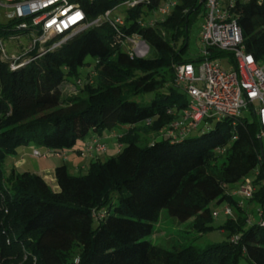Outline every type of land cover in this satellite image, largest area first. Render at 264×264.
Listing matches in <instances>:
<instances>
[{
    "label": "trees",
    "instance_id": "1",
    "mask_svg": "<svg viewBox=\"0 0 264 264\" xmlns=\"http://www.w3.org/2000/svg\"><path fill=\"white\" fill-rule=\"evenodd\" d=\"M123 1L77 0L88 20ZM199 10L197 0H179L165 19L142 27L146 14L137 7L127 11L119 33L107 23L87 29L14 71L0 60V264H264V226L251 221L228 189L253 173L249 200L264 205L255 116L238 119L234 128L225 121L196 136L141 145V134H159L171 122L168 110L187 105L174 86V66L194 62L182 54L190 16ZM235 16L246 51L264 64V0H238ZM18 22L1 20L0 39L19 32ZM132 34L153 57L128 55L117 35ZM212 52V57L227 55ZM87 57L95 62L84 76L95 73L92 84L79 96L64 95L60 85L82 78L79 69ZM146 97L145 105L137 101ZM124 124L130 127L115 136L122 145L115 157L92 158L81 176L70 175L65 165L55 168L59 193L39 175L13 167L3 171L21 147L65 152L90 132L102 141L106 131ZM224 201L233 216L223 214L226 220L215 227L218 215L210 205ZM162 211L179 222L191 220L198 235L217 229L226 239L204 249L154 245L147 237Z\"/></svg>",
    "mask_w": 264,
    "mask_h": 264
},
{
    "label": "built area",
    "instance_id": "2",
    "mask_svg": "<svg viewBox=\"0 0 264 264\" xmlns=\"http://www.w3.org/2000/svg\"><path fill=\"white\" fill-rule=\"evenodd\" d=\"M161 1L163 0H125L116 6L124 7L126 11L141 7L146 14L141 22V26L144 27L153 26L157 19H165L179 4V1L168 2L165 7H161ZM197 1L200 9H203L204 20L198 37L201 58L199 61L174 66V86L186 96L187 105L179 111L175 109L167 111L173 119L167 125L163 138L172 141L182 140L192 133L208 131L213 125L225 121L234 128L238 119H245L243 113L248 110L250 115L257 118L261 128L260 137L264 139V64L257 62L245 49L241 28L235 16L238 0ZM112 10L88 20L77 0H0V21L2 17L6 20L19 21L15 29L23 32L22 34L31 40L24 50L37 53L28 58L24 57L26 53L9 55L1 40L4 44L6 41L17 44L22 34H15L0 39V60L6 62L10 70H17L37 57L59 48L87 29L107 23L119 33L120 28L125 26V19L119 17L110 19ZM149 14L153 17L146 20ZM117 37L120 46L130 57L144 58L149 54L148 46L138 34L125 38L118 35ZM55 38L58 41H54ZM212 50L225 52L231 57L229 62L232 66L229 70L221 67L222 57H212ZM94 76L95 73H91L88 78L76 79L74 86L82 88L84 85L92 84ZM145 124L150 125V121L147 120ZM121 149L122 145L118 144L117 153ZM106 150V145L101 139L93 136L79 153L85 158H98ZM50 154L66 158L65 152L39 149L31 151L34 158L45 159ZM233 194L250 199L253 194L251 180L244 179L233 190ZM238 207L242 208L241 205ZM223 214L233 216L229 207L224 209ZM260 215L264 216V212H260ZM213 216L215 217L216 213H213ZM93 217L98 215L93 213ZM260 224L264 226V217L261 218ZM237 239L238 237H233L231 241Z\"/></svg>",
    "mask_w": 264,
    "mask_h": 264
},
{
    "label": "rangeland",
    "instance_id": "3",
    "mask_svg": "<svg viewBox=\"0 0 264 264\" xmlns=\"http://www.w3.org/2000/svg\"><path fill=\"white\" fill-rule=\"evenodd\" d=\"M179 0H163L160 2L161 7H165V5L168 2H177ZM245 1V0H243ZM247 1V0H246ZM127 15V11L124 7H119L115 6V8L111 11L109 18L110 19H115L116 17L125 19ZM156 15H158V11H156ZM153 17L152 14H149L146 16V20H150ZM2 20H5V18ZM203 9L201 8L198 13L192 14L190 16V23L188 26V33H187V42H186V48L184 53L182 54L183 59H189L193 60L194 62L197 60L199 56V49L201 48L199 44V34L201 32V26L203 24ZM23 32H11L7 33L4 36H2L4 39L14 36L15 34H22ZM2 45L6 46V52L11 55L13 53H26L24 57H32L35 56L33 52H26L25 46L29 45L31 43V40H29L25 35H20V39L18 40L17 44L16 43H9L8 41L4 42L1 40ZM21 44L24 46L22 47ZM147 57H153V51H151ZM231 60L230 56H223L222 57V64L221 67L225 70H229L232 66V64L229 62ZM94 60L90 57H87L85 59V65L79 69L80 77L86 76L87 73H89L94 66ZM14 71V70H12ZM76 79H69L60 85V88L63 92L64 95H67L68 97L72 96H79L80 95V90L81 88L79 86H74V82ZM144 101L143 105L147 104L148 97L146 98H137V101L141 102ZM245 118L250 119L251 115L249 111H245L244 113ZM138 130L143 128V124H138L136 125ZM214 126V125H213ZM130 125L124 124V125H119V127L115 128L112 131H106L104 133V138L106 142V152L101 154L98 158L101 161H106L107 159L111 157H115L117 155V138L113 137V132L119 133L121 130L128 129ZM166 128L164 129L163 132L159 134H152V135H146V134H141V145L146 144V142L154 141L157 139H160L163 137L165 133ZM92 132L88 133V135L85 137L84 140L90 136ZM197 133H192L190 136H196ZM82 140H79L72 149L65 151L66 158L63 159L61 162L67 163L68 164V173L73 176H81L84 175L88 169V166L91 162L90 158H85L80 155H75L74 158H76V163H75V168L73 167L71 169V162L72 159L69 158L71 155L82 145ZM85 146V144H84ZM84 146L82 147L81 150H83ZM26 147H21L19 149L24 150ZM77 156V157H76ZM19 158V157H18ZM54 155L50 154L48 155L45 159L42 158H29V157H24L22 161L24 162L23 165L24 167H47L51 166L54 167L55 164H59V161H56ZM17 159V158H15ZM15 159H12L11 157H8L7 160L5 161L3 171L5 174H7L13 167V163ZM14 168V167H13ZM15 169V168H14ZM25 169V168H23ZM16 170V169H15ZM18 172L22 171L17 169ZM16 170V171H17ZM254 175L253 173H250L248 175V178H252ZM52 187V186H51ZM238 187V184H234L228 187L229 191H233V189H236ZM53 192H55V188H52ZM60 192V188H59ZM55 192V193H59ZM231 198L237 205H241L243 210L250 215V219L252 222H258L260 221V212L264 211V205L260 204L259 202H252L249 200V198L243 197L239 194L235 195L233 192H231ZM229 206L226 201L222 202L221 204L215 206L213 204L210 205V209L217 213V217L214 218L213 225L215 227L221 226V224L226 220V217L223 215V209L225 207ZM231 209L234 212V209L231 206ZM237 209V207H236ZM97 223L94 222V226ZM191 220H188L186 222H179L176 219L171 218L166 211H162L158 217V220L153 226V233L152 235L147 237V240L151 241L154 245L164 247L166 249H173V248H179L183 246H188V245H193L199 249H204L210 245H215L223 242L226 239L227 233L221 230L215 229L214 231H209L205 232L201 235H198L194 233L191 228H190Z\"/></svg>",
    "mask_w": 264,
    "mask_h": 264
},
{
    "label": "crops",
    "instance_id": "4",
    "mask_svg": "<svg viewBox=\"0 0 264 264\" xmlns=\"http://www.w3.org/2000/svg\"><path fill=\"white\" fill-rule=\"evenodd\" d=\"M126 131H127V129H125V130L122 129L121 132H119V133L114 132L113 137H115L116 135L119 136L120 134H123ZM92 136H93V133L90 134V136H88V138L86 140H83L82 145L78 149H76V151H74V153L71 155V157H69V158L72 159V162H71V166L72 167H71V169L73 167L75 168V163H76V160H77L76 158H74V156L75 155H79V152L81 151V149L84 146V144H86L91 139ZM102 142L104 144H106L104 137L102 139ZM31 151H32L31 147H26L24 150L18 149L15 155L9 156L12 159L17 158V159H15V161L13 163V167L16 170L17 169L22 170V171H19V172H29V173L41 176L42 179L45 181V183L48 186H50V187L52 186L51 188H55V192H59V187L57 185V182H56V179H55V176H54V170H55L56 167L63 166V165H65L67 167V169H69L68 168V164L64 163V162L62 163L61 162L63 160L62 158L55 157L53 159H55L56 161H59L60 163L59 164H55L54 167H51V166H47V167L37 166L36 168L35 167L34 168L33 167H24V165H23L24 162L22 161V159L24 157L34 158V157L31 156ZM91 159L92 158H90V160ZM23 168H25V169H23Z\"/></svg>",
    "mask_w": 264,
    "mask_h": 264
},
{
    "label": "water",
    "instance_id": "5",
    "mask_svg": "<svg viewBox=\"0 0 264 264\" xmlns=\"http://www.w3.org/2000/svg\"><path fill=\"white\" fill-rule=\"evenodd\" d=\"M258 140H259V147H260V155L264 157V147H262V139L260 136L258 137Z\"/></svg>",
    "mask_w": 264,
    "mask_h": 264
}]
</instances>
